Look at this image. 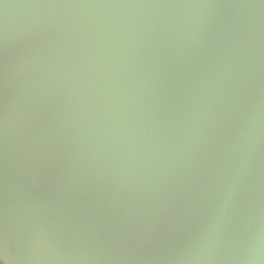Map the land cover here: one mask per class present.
<instances>
[{
  "label": "water",
  "instance_id": "1",
  "mask_svg": "<svg viewBox=\"0 0 264 264\" xmlns=\"http://www.w3.org/2000/svg\"><path fill=\"white\" fill-rule=\"evenodd\" d=\"M4 264H264V0H0Z\"/></svg>",
  "mask_w": 264,
  "mask_h": 264
},
{
  "label": "snow or ice",
  "instance_id": "2",
  "mask_svg": "<svg viewBox=\"0 0 264 264\" xmlns=\"http://www.w3.org/2000/svg\"><path fill=\"white\" fill-rule=\"evenodd\" d=\"M0 264H4V261L2 259H0Z\"/></svg>",
  "mask_w": 264,
  "mask_h": 264
}]
</instances>
